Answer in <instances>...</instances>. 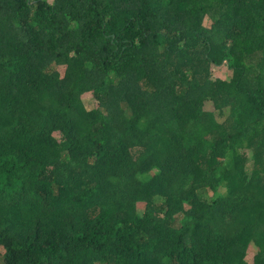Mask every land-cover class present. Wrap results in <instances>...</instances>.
<instances>
[{
    "label": "trees",
    "instance_id": "obj_1",
    "mask_svg": "<svg viewBox=\"0 0 264 264\" xmlns=\"http://www.w3.org/2000/svg\"><path fill=\"white\" fill-rule=\"evenodd\" d=\"M251 247L264 264V0H0V264Z\"/></svg>",
    "mask_w": 264,
    "mask_h": 264
},
{
    "label": "rangeland",
    "instance_id": "obj_2",
    "mask_svg": "<svg viewBox=\"0 0 264 264\" xmlns=\"http://www.w3.org/2000/svg\"><path fill=\"white\" fill-rule=\"evenodd\" d=\"M211 71H212L214 78L226 79V78L231 77L230 72L228 71V69L226 67H212ZM84 101H85V104L89 110L94 109L95 101L93 99L88 98V96H85ZM205 110L210 111V112H214L216 114L218 121H220V122H224L228 117V110H224L223 113H221V111L218 110L212 102H209L206 104ZM138 208H139V211L143 213L145 210V204L140 203ZM254 250H255V248L254 249H252V247L250 248V253H249V257H248V262L250 264H253V258H254V255L256 253V251H254ZM1 252H3V250H1Z\"/></svg>",
    "mask_w": 264,
    "mask_h": 264
}]
</instances>
